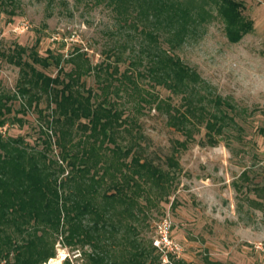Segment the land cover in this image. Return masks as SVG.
<instances>
[{
  "label": "rangeland",
  "instance_id": "1",
  "mask_svg": "<svg viewBox=\"0 0 264 264\" xmlns=\"http://www.w3.org/2000/svg\"><path fill=\"white\" fill-rule=\"evenodd\" d=\"M177 1L192 10L181 41H175L177 27L166 23V15L158 22L151 11L145 19V9L136 4L0 0V97L11 109L0 133L40 163L46 153L45 166L61 183L67 204L88 202L101 214L71 217L69 206L55 241L43 239L42 245L55 251L44 264H92L91 258L132 264L134 253L143 257L133 264H204L205 259L264 264V0H235L242 4L243 18L253 23V31L235 44L228 41L211 0ZM15 48L25 50L24 61L31 62L27 54L32 51L48 58V67L35 68L71 80L80 91L91 89L97 101L105 98L120 114L98 156L115 178L119 162L128 165L135 157L157 168L160 181L137 166L132 168L138 175L120 167L134 184L127 192L132 197L113 202L103 197L114 192L110 173L95 182L102 172L96 165L81 175L62 161L57 143L47 152L46 133L54 143L62 131L59 142L71 153L81 151L82 137L55 121L54 104L39 90L31 91L39 99L20 92L29 87L23 73L2 56ZM169 56L195 71L197 81L169 80L162 64ZM208 121L222 126L215 145L207 142ZM114 147L129 155H114ZM164 218L179 247L169 262L152 248L154 227ZM70 227L81 231L76 237L85 234L74 246L62 240ZM6 233L17 240L24 236Z\"/></svg>",
  "mask_w": 264,
  "mask_h": 264
},
{
  "label": "trees",
  "instance_id": "2",
  "mask_svg": "<svg viewBox=\"0 0 264 264\" xmlns=\"http://www.w3.org/2000/svg\"><path fill=\"white\" fill-rule=\"evenodd\" d=\"M211 1L218 7V14L225 22V34L230 43H238L246 34L253 31L252 21L244 19L241 14V3L235 0ZM108 3L114 6L136 4L145 9L144 15L140 14L141 16L148 19L150 12L153 11L152 17L158 22L166 15L167 18L164 17L166 23L177 27L175 41L182 40L184 32L187 31L192 11L188 5H183L177 0H108ZM142 34L153 41L157 40V37L151 32L143 31ZM24 53H26L24 49L15 48L11 54H2L8 62L18 66L23 73V82L29 87L22 86L19 89L20 92L23 95L39 99L40 95L37 96L31 92L34 89L39 90L54 104L51 115L55 121L61 126L74 127L82 137L81 151L71 153L59 142L60 136L63 134L62 131L59 132V137L55 139L54 143L46 133L47 138H44L43 143L47 152L53 144L57 143L62 161L71 171L75 170L81 175L89 174L90 164L96 165L102 172L97 179H94L95 182L103 175L110 173L109 175L113 178L112 189L114 192L104 193L103 197L113 202L127 203L132 197L127 192L132 189L134 184L130 182V177L121 173L122 168L120 169V167H126L129 170L137 166L147 171L155 182L160 181L162 174L157 168L151 167L146 162L140 164L139 159L135 157L128 165L119 162L116 170L119 176L115 178L116 175L111 174L109 170L111 166H104L106 161L100 160L98 156L102 140L109 139V131L114 123L119 122L120 114L105 98L97 101V96L91 89L80 91L72 86L71 80L65 81L60 78V75L50 77L35 68V64L48 67L50 65L48 58H41L32 51L27 54L31 61L28 62L23 60ZM162 64L163 69L167 71L168 79L179 85H188L198 79L196 72L189 69L178 58L169 56L163 60ZM173 86L176 85L173 84ZM141 100L147 102V99L143 97ZM216 103L220 104L218 100ZM10 111L7 100L0 97V128L5 125V115ZM205 128L207 129V142L215 145L217 143L215 135L221 133V124H218L217 121H208ZM12 143H17V140H12ZM112 153L125 157L129 155L128 150L122 152L117 147L112 149ZM46 156L45 152L40 155L43 159V162L40 163L35 155L29 153L25 148L17 145L11 146L0 133V232L2 233L0 236V262L3 261L4 264H44L48 259L55 257L53 249L42 245L43 239L55 241V238L61 233L70 205L66 203L60 192L61 183H57V180L51 177L45 166L50 162ZM132 169L133 174H140L135 168ZM70 211L73 212L71 217L80 214H95L101 217V214L95 208L90 207L88 202L83 205L74 202L70 206ZM69 229L70 231L68 230V233L62 236V240L66 244L74 246L78 243V238L85 237V234L76 237L80 235L81 231L78 232L76 228L71 229V227ZM6 230H12L13 233L24 234V236L17 240L7 234ZM54 244L52 242L51 247ZM152 248L160 257L157 250ZM137 257H143L142 253H134L132 264L134 260L138 262ZM91 262L100 264L96 258H91ZM172 264H183V262ZM204 264L222 263L205 259Z\"/></svg>",
  "mask_w": 264,
  "mask_h": 264
},
{
  "label": "built area",
  "instance_id": "3",
  "mask_svg": "<svg viewBox=\"0 0 264 264\" xmlns=\"http://www.w3.org/2000/svg\"><path fill=\"white\" fill-rule=\"evenodd\" d=\"M170 230L171 224L167 218L160 220L154 227L152 245L161 254L163 262H169L168 258L179 251L178 245L171 238Z\"/></svg>",
  "mask_w": 264,
  "mask_h": 264
}]
</instances>
